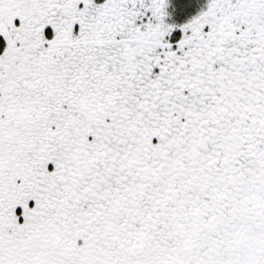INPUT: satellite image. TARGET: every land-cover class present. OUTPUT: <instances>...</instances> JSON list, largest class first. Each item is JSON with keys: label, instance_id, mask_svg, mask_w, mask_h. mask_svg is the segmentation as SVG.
I'll return each instance as SVG.
<instances>
[{"label": "snow or ice", "instance_id": "snow-or-ice-1", "mask_svg": "<svg viewBox=\"0 0 264 264\" xmlns=\"http://www.w3.org/2000/svg\"><path fill=\"white\" fill-rule=\"evenodd\" d=\"M0 0V264H264V0Z\"/></svg>", "mask_w": 264, "mask_h": 264}, {"label": "trees", "instance_id": "trees-1", "mask_svg": "<svg viewBox=\"0 0 264 264\" xmlns=\"http://www.w3.org/2000/svg\"><path fill=\"white\" fill-rule=\"evenodd\" d=\"M206 0H187V3H185V11L186 14H184L183 9H182V2H177V16L174 17V19L178 22H183L189 18H191L192 16L196 15L199 11V7L203 5V3ZM172 8V7H171ZM171 8L169 9V11H171Z\"/></svg>", "mask_w": 264, "mask_h": 264}, {"label": "rangeland", "instance_id": "rangeland-1", "mask_svg": "<svg viewBox=\"0 0 264 264\" xmlns=\"http://www.w3.org/2000/svg\"><path fill=\"white\" fill-rule=\"evenodd\" d=\"M177 2H180V3L182 2V9H183L184 14H186L185 3H187V0H171V7L172 8L170 7L171 8L170 12L173 13V17H176L177 14H178V12H177V7H178ZM205 4H206V1L203 3L202 6L199 7L198 11H200L205 6Z\"/></svg>", "mask_w": 264, "mask_h": 264}]
</instances>
